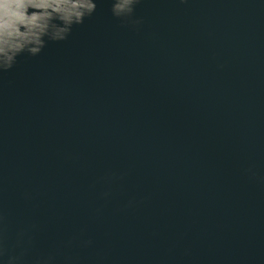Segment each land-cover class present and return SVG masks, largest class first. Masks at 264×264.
<instances>
[{
  "label": "water",
  "instance_id": "95a60500",
  "mask_svg": "<svg viewBox=\"0 0 264 264\" xmlns=\"http://www.w3.org/2000/svg\"><path fill=\"white\" fill-rule=\"evenodd\" d=\"M0 72V264H264V0H113Z\"/></svg>",
  "mask_w": 264,
  "mask_h": 264
},
{
  "label": "clouds",
  "instance_id": "9594fccd",
  "mask_svg": "<svg viewBox=\"0 0 264 264\" xmlns=\"http://www.w3.org/2000/svg\"><path fill=\"white\" fill-rule=\"evenodd\" d=\"M139 0H113L112 14L125 22L131 20ZM95 0H0V72L14 67L17 57L36 56L48 41H64L75 25L91 17ZM11 257L8 264H15Z\"/></svg>",
  "mask_w": 264,
  "mask_h": 264
}]
</instances>
